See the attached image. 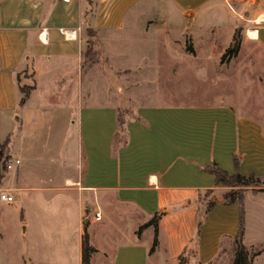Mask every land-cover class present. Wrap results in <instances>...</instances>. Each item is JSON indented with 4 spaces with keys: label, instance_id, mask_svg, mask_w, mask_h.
I'll list each match as a JSON object with an SVG mask.
<instances>
[{
    "label": "crops",
    "instance_id": "1",
    "mask_svg": "<svg viewBox=\"0 0 264 264\" xmlns=\"http://www.w3.org/2000/svg\"><path fill=\"white\" fill-rule=\"evenodd\" d=\"M151 3L164 37H144L152 25ZM125 16L129 31L137 30L127 37L130 58L203 53L206 59L224 50L238 30L264 55V0H0V102L16 103L17 73L29 79L66 73L77 91L60 108L74 127L50 156L54 163L14 158L13 175L3 185L0 176V190L12 196L0 204L14 202L23 225L22 264H83V235L93 249L87 264H147L150 255H162L161 228L169 231L175 257L186 249L196 264H210L223 241L233 252L246 202L264 200V188H244L229 201L231 188L215 185L206 170L215 165L264 180L263 113L226 94L195 104L139 103L121 119L114 102L92 101L83 52L89 40L118 42L113 33L125 26ZM196 26L225 27L229 34L221 44L184 36ZM68 30L74 37H65ZM50 168L55 172L46 173ZM95 212L99 219H89ZM154 214L151 252L153 227L136 230ZM177 227L184 230L180 240Z\"/></svg>",
    "mask_w": 264,
    "mask_h": 264
},
{
    "label": "rangeland",
    "instance_id": "2",
    "mask_svg": "<svg viewBox=\"0 0 264 264\" xmlns=\"http://www.w3.org/2000/svg\"><path fill=\"white\" fill-rule=\"evenodd\" d=\"M150 7L148 14L153 19L156 15L153 3ZM128 19L125 16V26L115 32L116 34L113 33L118 42L105 41L99 45L89 40L90 51L83 52V66H91L90 80L87 82L92 87V101L114 102L121 119L130 107L139 103L195 104L210 102L217 96L226 94L243 102L247 110L254 109L256 113L264 114V55L258 46L243 39L244 34L240 30L236 31L232 42L224 50L217 51L214 56L206 59L202 57L203 53L192 59L161 55L138 59L129 57L127 37H135L137 30L129 31ZM151 23L145 30L144 37H164L162 27L154 19ZM192 28L184 36L193 37L194 40L195 37L205 40L214 38L221 44L229 34L225 27ZM170 30L172 34L177 33L174 28ZM87 36L92 38L91 31H87ZM190 43L188 41V45ZM186 49L190 47L187 46ZM226 49L231 50L227 52ZM157 64L161 67L158 72L153 67ZM137 66L141 70H136ZM65 76L66 73L55 74L51 78L36 76L29 79L23 77L22 73L15 75V78H19L20 85L33 87L22 103L18 102L20 93L17 90V100L12 108L0 102L1 185L14 173V165L11 169L5 168V163H12L14 158L35 163H54L50 156L59 150L58 144L62 137L69 136L68 133L74 127L71 123L72 117L67 118L60 111L64 102L73 100L77 93L76 87H72ZM14 116L21 122L18 123ZM45 172L55 171L50 168ZM255 188H264V184L258 183ZM92 218L90 215L89 219ZM17 221L15 203L5 207L0 204V264H22L18 252L24 245L21 240L23 225ZM164 229H160L165 242L162 255H150L147 264H156L157 260L159 264H196L193 255L186 249L181 256L175 257L174 246H169L167 242L169 231ZM176 229L180 240L184 236V230L180 227ZM87 232L89 235V230ZM153 233L152 228V240ZM191 237L195 238L194 231ZM88 241L89 239L87 243ZM240 243L248 253V264H264V200L246 202L240 228ZM234 251L235 246L233 252H230L223 241L218 256L210 264H232Z\"/></svg>",
    "mask_w": 264,
    "mask_h": 264
},
{
    "label": "trees",
    "instance_id": "3",
    "mask_svg": "<svg viewBox=\"0 0 264 264\" xmlns=\"http://www.w3.org/2000/svg\"><path fill=\"white\" fill-rule=\"evenodd\" d=\"M231 49H226L229 52ZM90 51V45L85 49V52L88 53ZM223 56V55H222ZM17 80V90L20 93L19 103H22L26 96L28 95L29 90L33 87L32 85H20L18 83L19 78L16 77ZM206 170L211 172L215 178V185L227 186L231 189L227 191L225 197L228 198L229 201H233L235 199H239L241 196V191L244 188H255L258 183L264 184V180L259 179L253 175H241L239 173L227 174L221 169H219L215 165H211L206 167ZM236 188V189H233ZM239 190V191H238ZM264 190V189H261ZM151 225L153 227V240L151 243V247L149 251L152 250L153 246L156 242V231H157V215L154 214L148 221L138 226L136 230V234L145 228L146 226ZM234 257L232 260V264H248V253L245 248L240 243V227L237 235L234 238ZM93 249L88 246L86 236L83 235L82 245H81V261L83 264H87L88 255Z\"/></svg>",
    "mask_w": 264,
    "mask_h": 264
},
{
    "label": "built area",
    "instance_id": "4",
    "mask_svg": "<svg viewBox=\"0 0 264 264\" xmlns=\"http://www.w3.org/2000/svg\"><path fill=\"white\" fill-rule=\"evenodd\" d=\"M60 1H63V2H66V1H69V0H60ZM63 34L65 35V37H74V32L71 31V30H68V31H63ZM18 163V159H14L13 162H6L5 163V168L6 169H11L13 165L17 164ZM12 201V196L11 195H8L7 193L5 192H2L0 190V202H11ZM93 218L95 220H98L99 219V213L98 212H95L94 215H93Z\"/></svg>",
    "mask_w": 264,
    "mask_h": 264
},
{
    "label": "water",
    "instance_id": "5",
    "mask_svg": "<svg viewBox=\"0 0 264 264\" xmlns=\"http://www.w3.org/2000/svg\"><path fill=\"white\" fill-rule=\"evenodd\" d=\"M14 119H15L16 121H18V117H17V116H14ZM85 223H86V219L84 220V224H83L82 229H84Z\"/></svg>",
    "mask_w": 264,
    "mask_h": 264
},
{
    "label": "bare ground",
    "instance_id": "6",
    "mask_svg": "<svg viewBox=\"0 0 264 264\" xmlns=\"http://www.w3.org/2000/svg\"><path fill=\"white\" fill-rule=\"evenodd\" d=\"M250 35H252V34H250Z\"/></svg>",
    "mask_w": 264,
    "mask_h": 264
}]
</instances>
